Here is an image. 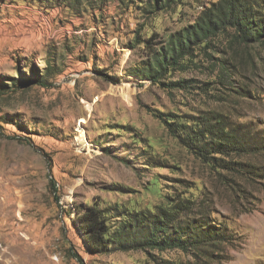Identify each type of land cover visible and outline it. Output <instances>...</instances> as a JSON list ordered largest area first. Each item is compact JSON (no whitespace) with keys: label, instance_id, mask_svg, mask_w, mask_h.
Wrapping results in <instances>:
<instances>
[{"label":"rangeland","instance_id":"rangeland-1","mask_svg":"<svg viewBox=\"0 0 264 264\" xmlns=\"http://www.w3.org/2000/svg\"><path fill=\"white\" fill-rule=\"evenodd\" d=\"M155 1L0 0V264H264V46L220 37L212 56L198 51L166 76L186 90H163L130 75L149 58L145 42L218 0ZM216 128L242 153L210 154L201 137L211 166L185 146L193 129ZM185 196L179 227L217 235L208 258L84 249L75 207L99 204L117 233Z\"/></svg>","mask_w":264,"mask_h":264},{"label":"trees","instance_id":"trees-1","mask_svg":"<svg viewBox=\"0 0 264 264\" xmlns=\"http://www.w3.org/2000/svg\"><path fill=\"white\" fill-rule=\"evenodd\" d=\"M36 4L47 7V4L56 2L75 10L77 1L65 5L69 0H33ZM179 5L178 0H157L154 2L161 10H166L172 4ZM223 38L230 47L234 46H264V0H218L205 8L196 20L178 32L170 33L165 42L155 44L157 38L152 34L145 42L144 51L148 54V60L142 62L141 68L131 76L150 81L166 91H183L188 88L187 80H177L167 82L166 76L171 71L185 72L187 63L196 52L212 56L217 51L215 41ZM194 130V129H193ZM194 132L192 141L185 147L198 157L203 163L208 165L217 164V158L206 153V146L198 148L201 137L211 136L210 154L230 157L240 155L239 146L233 137L224 129L205 130ZM202 135V136H201ZM196 139V140H195ZM252 152H256L254 147H250ZM240 152V153H239ZM239 153V154H238ZM53 190L56 191L55 184L52 183ZM193 202L191 198L185 196V200L178 202H168L159 207L155 212L148 215L135 214V220H126L116 228L117 233H113L108 224V211L99 208V204L86 206L85 208L75 207V223L82 236L83 247L87 253L96 255L105 252L109 245L114 244L116 250L127 252L131 250L140 251H165L178 249L186 253L189 249L196 252L194 257L202 256L208 258V248H211V240L217 235L211 231L208 235H199L194 228L186 232L185 228L179 227L180 215L188 210L191 211ZM187 213V212H186ZM213 233L212 235H210ZM76 258V257H74ZM80 260V258L78 257ZM81 262V260H80Z\"/></svg>","mask_w":264,"mask_h":264}]
</instances>
